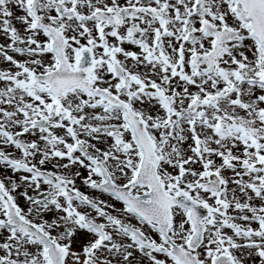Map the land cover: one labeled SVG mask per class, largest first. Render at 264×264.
Here are the masks:
<instances>
[{
	"label": "snow or ice",
	"instance_id": "6c2138e0",
	"mask_svg": "<svg viewBox=\"0 0 264 264\" xmlns=\"http://www.w3.org/2000/svg\"><path fill=\"white\" fill-rule=\"evenodd\" d=\"M0 264H264V0H0Z\"/></svg>",
	"mask_w": 264,
	"mask_h": 264
}]
</instances>
